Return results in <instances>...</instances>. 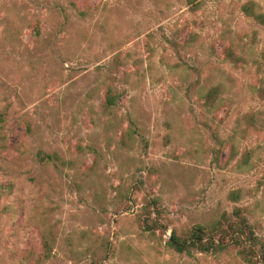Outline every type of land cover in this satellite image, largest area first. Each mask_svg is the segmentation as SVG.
Segmentation results:
<instances>
[{"label":"rangeland","instance_id":"obj_1","mask_svg":"<svg viewBox=\"0 0 264 264\" xmlns=\"http://www.w3.org/2000/svg\"><path fill=\"white\" fill-rule=\"evenodd\" d=\"M246 1L0 0V264H234L165 243L237 206L264 238V25ZM146 195L165 233L140 226Z\"/></svg>","mask_w":264,"mask_h":264},{"label":"trees","instance_id":"obj_2","mask_svg":"<svg viewBox=\"0 0 264 264\" xmlns=\"http://www.w3.org/2000/svg\"><path fill=\"white\" fill-rule=\"evenodd\" d=\"M241 10L246 16L264 25V11L255 0L244 2ZM88 13V9L80 11L83 17L87 16ZM35 34L36 36L40 34V25L38 23L35 26ZM262 55L264 56V50ZM225 56L231 62L238 63L240 61V56L231 46L225 48ZM221 93V85L210 87L203 95L206 104L214 107L221 99ZM121 98L122 92L120 90L112 86L108 87L104 108H114ZM0 120L1 122L4 121L2 113L0 114ZM134 130L132 123V126L128 129V135H132ZM36 158L42 165L58 166L64 163L58 152H46L40 149L37 151ZM12 190L13 183L0 182V191L11 193ZM233 197L238 199L239 192H235ZM248 210V207L237 206L232 212H224L219 218L209 223H199L184 228L181 232L173 229L165 246L169 250L181 254H191L195 250L203 254H214L215 256L229 255L231 259H234V264H264V238L257 232L255 224L251 222ZM159 216H161L160 198L146 195L138 216L140 226L143 230L152 234H156L157 231L165 233L168 226ZM50 254V238L45 237L44 258H48Z\"/></svg>","mask_w":264,"mask_h":264}]
</instances>
